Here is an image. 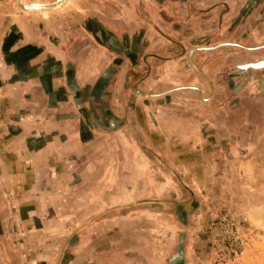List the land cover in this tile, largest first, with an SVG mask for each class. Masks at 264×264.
I'll list each match as a JSON object with an SVG mask.
<instances>
[{
    "label": "crops",
    "instance_id": "1",
    "mask_svg": "<svg viewBox=\"0 0 264 264\" xmlns=\"http://www.w3.org/2000/svg\"><path fill=\"white\" fill-rule=\"evenodd\" d=\"M239 175L264 189V0H0V264H122L136 204Z\"/></svg>",
    "mask_w": 264,
    "mask_h": 264
},
{
    "label": "rangeland",
    "instance_id": "2",
    "mask_svg": "<svg viewBox=\"0 0 264 264\" xmlns=\"http://www.w3.org/2000/svg\"><path fill=\"white\" fill-rule=\"evenodd\" d=\"M238 17H241L240 13ZM174 179L163 191L164 195L154 198L152 206H140L141 202L136 204L140 207L137 212L139 218L121 224L123 235L120 245L128 248L123 253L122 264H148V249L151 247L155 248V258L160 257L162 250L173 255L176 261L170 264H180V252L184 250H190L186 256L187 264H264V189L261 185L247 189L249 191L244 194L242 175L234 178L219 176L212 190L205 188L203 191L198 186L195 193L188 190L190 181H186L188 187L185 188L179 184L177 176ZM206 182L207 186L210 185L209 180ZM184 198L191 203L188 207L180 204ZM180 208L185 212L184 220L179 215ZM162 213L170 214V223L163 224L157 217L150 221L151 214ZM144 215L149 219H143ZM232 221L237 224V231L231 226ZM233 238H237L240 248L236 256L229 257L228 243ZM92 260V264L110 263L104 262V258ZM78 264H83L81 257Z\"/></svg>",
    "mask_w": 264,
    "mask_h": 264
},
{
    "label": "water",
    "instance_id": "3",
    "mask_svg": "<svg viewBox=\"0 0 264 264\" xmlns=\"http://www.w3.org/2000/svg\"><path fill=\"white\" fill-rule=\"evenodd\" d=\"M64 1V0H63ZM63 1H55L53 3H49V4H43L42 6H27L23 0H17L20 8H22L23 10H44V9H51V8H55L57 6H59L60 4L63 3ZM250 67H255V64H250ZM246 81V79H242L240 81V86H242L244 84V82ZM116 118V117H115ZM117 121L116 124L113 127H104L101 126V128L106 131V132H112L113 130H115L120 124H122V120L119 118H116ZM181 220H184V217H181Z\"/></svg>",
    "mask_w": 264,
    "mask_h": 264
},
{
    "label": "built area",
    "instance_id": "4",
    "mask_svg": "<svg viewBox=\"0 0 264 264\" xmlns=\"http://www.w3.org/2000/svg\"><path fill=\"white\" fill-rule=\"evenodd\" d=\"M231 226L233 227V228H235V231H237L238 230V227H237V224L234 222V221H232L231 222ZM234 233V232H233ZM224 238H225V236H224ZM227 238H230V236H228ZM229 245H230V252H229V257H234V256H236V254H237V252H238V250H239V248H240V246H239V244H238V242H237V238H233L232 239V241L231 242H229L228 243Z\"/></svg>",
    "mask_w": 264,
    "mask_h": 264
},
{
    "label": "bare ground",
    "instance_id": "5",
    "mask_svg": "<svg viewBox=\"0 0 264 264\" xmlns=\"http://www.w3.org/2000/svg\"><path fill=\"white\" fill-rule=\"evenodd\" d=\"M60 1H63V0H60ZM26 5H27V4H26ZM27 6H42V5L36 3V4H30V5H27Z\"/></svg>",
    "mask_w": 264,
    "mask_h": 264
}]
</instances>
